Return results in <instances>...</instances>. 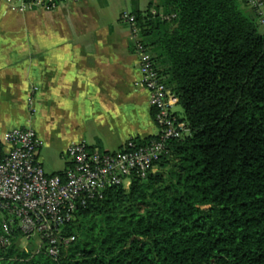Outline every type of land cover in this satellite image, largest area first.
<instances>
[{
    "label": "trees",
    "instance_id": "trees-1",
    "mask_svg": "<svg viewBox=\"0 0 264 264\" xmlns=\"http://www.w3.org/2000/svg\"><path fill=\"white\" fill-rule=\"evenodd\" d=\"M245 7L161 0L156 14L132 12L191 136L170 141L146 179L79 207L58 260L15 231L0 264H264V33Z\"/></svg>",
    "mask_w": 264,
    "mask_h": 264
},
{
    "label": "crops",
    "instance_id": "crops-1",
    "mask_svg": "<svg viewBox=\"0 0 264 264\" xmlns=\"http://www.w3.org/2000/svg\"><path fill=\"white\" fill-rule=\"evenodd\" d=\"M130 2L79 0L53 12L20 13L0 0V134L33 128L48 174L67 169L65 151L74 144L114 153L132 138L158 134L149 92L139 86V58L120 20L130 8L153 14L157 8Z\"/></svg>",
    "mask_w": 264,
    "mask_h": 264
},
{
    "label": "built area",
    "instance_id": "built-area-1",
    "mask_svg": "<svg viewBox=\"0 0 264 264\" xmlns=\"http://www.w3.org/2000/svg\"><path fill=\"white\" fill-rule=\"evenodd\" d=\"M79 0H4L9 9L20 13L44 10ZM249 7L264 25L262 0H248ZM165 19H169L166 17ZM129 30V40L139 58V86L150 95V107L158 127L157 139L140 142L134 138L118 152H105L87 143L67 148L70 166L64 175L48 174L40 160L43 141L30 127L11 129L0 134V247L11 244L13 233H22L21 246L28 249L31 240L37 249L58 260L63 244L74 238L62 237L79 207L102 199L108 189L129 188L133 178L146 179L156 172V163L167 152L172 140L191 136V129L175 108L178 97L166 86L156 67L153 54L141 38L136 16L129 10L121 14Z\"/></svg>",
    "mask_w": 264,
    "mask_h": 264
},
{
    "label": "rangeland",
    "instance_id": "rangeland-1",
    "mask_svg": "<svg viewBox=\"0 0 264 264\" xmlns=\"http://www.w3.org/2000/svg\"><path fill=\"white\" fill-rule=\"evenodd\" d=\"M125 1H127V3H129L131 6H132V4H131V2H130V0H124V3H125ZM161 0H153V3H151V0L150 1H146V0H144V4L142 5V8H145V7H148L149 6V4H152L151 5V8H156L158 5H157V2H160ZM130 6V7H131ZM131 9V8H130ZM129 9V10H130ZM247 9V7H245V10ZM35 24V23H34ZM32 24H29V26H31ZM20 26V25H19ZM32 26H34V25H32ZM22 27L23 28H25V25L23 24V22H22ZM260 31L263 33L264 32V26L262 27H260ZM175 110H177L178 112H179V114L181 115V116H183L184 115V110H183V108L181 107V106H177L176 108H175ZM49 150H52V149H49ZM59 157H56V162H57V165L58 166H64L65 165V160L62 158V157H60L59 159H60V162H59V159H58ZM55 160V159H54Z\"/></svg>",
    "mask_w": 264,
    "mask_h": 264
}]
</instances>
